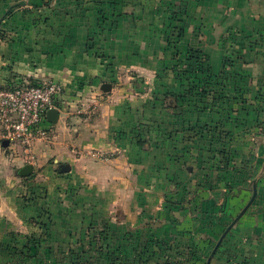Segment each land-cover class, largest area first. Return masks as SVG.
I'll return each mask as SVG.
<instances>
[{"label":"crops","instance_id":"crops-1","mask_svg":"<svg viewBox=\"0 0 264 264\" xmlns=\"http://www.w3.org/2000/svg\"><path fill=\"white\" fill-rule=\"evenodd\" d=\"M24 1L25 7L17 10L5 25H0L4 35L0 38V87L12 88L22 83L59 80L65 85H62L61 95L64 106L69 94L68 87L89 89L87 91L93 94L91 89L95 87L104 92V83L112 85V89L105 91L102 97L104 102L99 110L100 117L103 116L100 130L94 132L93 127L97 122L91 123L90 120L73 127L74 131L70 134L68 154L72 164L68 166L74 177L70 186L73 190L76 186L85 185L81 176L93 179L92 168L96 165L103 169L98 176L107 177V182L110 179L113 183L114 178H122L123 175L138 174L136 164H133V152L138 153L133 131L118 135L117 131L120 130V122L127 117L131 129L138 125L140 107L137 103L126 104L120 99L121 102L117 101L118 84L111 79L120 80L123 68L136 70L145 64L146 68L160 69L164 65L165 41L155 32L163 27L165 19L167 21L169 18V8L174 5H177L181 20L188 30L184 46L192 45L203 50L215 72L224 71V60L232 59L234 66L229 70L228 77L248 81V88L243 92L246 102L255 103L251 97L262 94L256 106L259 112H264V0H118V4L116 0L118 11L111 12L109 9L111 14L105 20L107 25L100 17V9L104 7L100 0H53L51 5L47 4L48 0ZM10 2L0 0V15L5 13ZM165 56L171 59L169 52ZM232 89L230 91L235 96L236 91ZM124 92L128 95L132 91L121 88L120 94ZM93 96H96L95 93ZM107 98L111 102L105 100ZM112 99L116 101L112 102ZM248 106L244 104L241 107L246 111ZM155 110L153 107L152 111ZM211 115L215 118L217 114ZM72 116L73 122H76L77 117L74 114ZM169 123L165 121L164 127ZM55 125H50V131ZM61 125L57 124L58 127ZM84 127L83 131H79ZM168 133L170 141L172 133ZM181 135L173 133V137L179 138ZM232 139L236 144L243 145L236 152L237 159L242 162H231L228 166L229 174L220 180L216 179L217 172L210 171L202 160L196 159L194 168L189 166L182 169L178 165L179 160L175 162L169 156H166L167 167L162 168L156 167L152 158L154 166L147 169V174L152 177L161 175L163 178L162 184H154L156 187L153 185L157 191L148 190V195L156 197L160 192L164 201L156 207L154 215L143 211L147 231L152 230L161 238L172 235L190 237L194 234L200 244V255L203 256L210 254L212 245L230 227L217 254L210 258L211 264H264V132L253 139L254 163H251V168L246 171L244 169L243 173L236 169H243L242 166L249 163L250 147L245 144H250L251 139L245 133L234 137L232 135ZM0 147L5 150L13 148L3 142ZM35 149L41 158L45 157V152ZM0 150V160L4 164L6 162L10 170H15L16 166L22 176L20 169L25 163L14 152L4 155ZM97 150L102 153L98 156L91 154ZM87 160L89 168L84 165ZM80 163L84 165L81 175L77 169ZM251 177L254 178V184L256 182V196L253 200L254 184L252 188L247 185ZM4 180L0 185V242L3 243L10 240L5 232L8 221L16 225L22 222L23 217H19L16 209H20V215L26 216V209L21 208L19 199L12 203L10 195L13 190L10 185L6 187L8 180ZM99 186V190H108L106 184ZM119 187L115 190L120 195L123 192L122 184L119 183ZM104 190L101 191L100 201L107 206L112 193ZM12 211L15 218L11 215ZM123 220L128 225L138 224L137 228L144 223L140 215L137 219L125 216ZM153 221L157 226L153 225ZM5 253L4 247L0 248V264H4Z\"/></svg>","mask_w":264,"mask_h":264},{"label":"rangeland","instance_id":"rangeland-1","mask_svg":"<svg viewBox=\"0 0 264 264\" xmlns=\"http://www.w3.org/2000/svg\"><path fill=\"white\" fill-rule=\"evenodd\" d=\"M20 1L22 0H11L5 13L0 15V25H5L17 10L25 7V5H17L8 12L9 7ZM52 2L53 0H48L47 4L51 5ZM100 3L104 6L100 9V17L107 25L110 10L118 11L115 6L116 0H100ZM169 12V18L167 21L165 19L159 32L155 33L165 41L164 54L169 52L171 59L164 55L165 63L160 69L146 68L145 64L136 70L123 68L120 80L111 79L118 84L117 101L123 100L126 104L137 103L140 107L138 125L132 126L131 129L127 117L120 122V130L117 131V135L121 132L124 134L133 131V139L134 141L136 139L138 144V153L133 152V164H136L137 175L125 174L126 176L123 175L122 178H114L113 183L110 179L107 182V177L98 176L102 174L103 169L96 165L92 168L94 175L92 180L81 176L85 185L76 186L74 190L70 188L74 179L68 166L72 164L68 154L70 134L74 131L73 127L86 124L90 120L91 123L97 122L93 127L94 132L100 130L103 116L100 117L99 110L104 102L102 97L105 96V91L103 92L99 87L91 89L93 94L87 91L89 89L68 87V98L62 118L58 122L62 125L58 127L57 123L50 131L49 137L35 145L38 149L42 144L38 150L45 152L44 158L36 153L35 147L33 153L36 158L30 162L24 159V152L20 146L14 145L12 149L7 150L0 147L2 154L14 152L22 163L32 164L35 169L32 177L26 178L19 175L16 166L15 170H10L6 162L4 164L0 160V185L4 183V179H7L6 187L10 185L13 190L10 195L12 203L19 199L21 208L26 209V218L20 215L19 208L16 209L19 217H23L19 225L8 221L5 227L10 240L0 242V248L4 247L6 252L3 255L4 264H134L132 260L128 262L125 257L117 259V256L122 254L120 253L122 249L117 250V246L125 250L127 247H137L140 250L151 234L147 231L146 215H143V211H149V214L154 215L157 212L156 207L164 201L160 192L156 197L152 194L148 195L149 191H157L154 184H162L163 178L161 175L152 177L147 174V169L154 166L152 158L155 160V166L162 168L167 167L166 156H169L175 162L179 160L178 165L182 169L189 166L194 168L196 159L202 160L210 171L217 172L216 179L220 180L229 174L228 166L231 162L236 164L242 162L237 159L236 152L242 149L243 145L236 144L232 135L234 137L245 133L251 139L250 144H245L250 147L251 158L247 162L254 163L253 139L264 132V112H259L256 106L262 99V94L250 96L251 101H255L256 104L246 102L243 92L248 88V81L228 77L234 65H229L228 69L220 73L214 70L203 73L201 63L206 68L205 62L209 60L206 53L202 50L207 60L201 58L198 61L190 55V49L200 48L192 45L184 46L188 30L179 15L177 5L169 8ZM56 81L65 86L62 81ZM120 87L132 92L128 95L126 92L120 94ZM232 88L236 91L235 96L230 91ZM105 100L111 102L109 98ZM244 104L250 105L246 111L242 108ZM152 105L157 111H152ZM253 106L255 108H252ZM211 113H216L215 118L218 120H215ZM73 114L77 117L76 122L72 120ZM165 121L170 122L167 127L163 125ZM238 123L240 125H235ZM102 126L104 127V124ZM84 129L85 127L79 131ZM168 131L172 133L170 141H168ZM174 132L182 135L179 138L173 137ZM94 152L92 151L91 154L98 156L102 153L101 150ZM1 156L0 153V158ZM96 159L97 157L94 160ZM84 163L87 168L90 167L88 160ZM84 165L77 164L80 175ZM248 180L247 185L252 188L254 178ZM119 183L123 186L120 195L115 190V188L120 189ZM151 183L152 185H148ZM99 184H106L108 190H99L101 189ZM103 190L112 193L107 206L100 201ZM154 201L156 203L152 204ZM146 207L148 208L145 210ZM11 215L15 218L13 211ZM139 215L144 221L140 228H137L138 224L128 225L129 223L122 222L125 216L137 219ZM153 225H156L154 221ZM132 231L134 235L139 236L138 239H128ZM193 235L194 248L195 244L197 246L200 244ZM212 246L214 247V244ZM177 264L185 263L177 261Z\"/></svg>","mask_w":264,"mask_h":264},{"label":"built area","instance_id":"built-area-1","mask_svg":"<svg viewBox=\"0 0 264 264\" xmlns=\"http://www.w3.org/2000/svg\"><path fill=\"white\" fill-rule=\"evenodd\" d=\"M63 86L57 81L39 85L18 84L14 88L0 87V141L20 146L25 160L34 161L35 145L49 137L47 118L50 109H63Z\"/></svg>","mask_w":264,"mask_h":264},{"label":"trees","instance_id":"trees-1","mask_svg":"<svg viewBox=\"0 0 264 264\" xmlns=\"http://www.w3.org/2000/svg\"><path fill=\"white\" fill-rule=\"evenodd\" d=\"M180 30L183 31V29H180ZM3 36L4 35L0 30V38H3ZM190 55H192V57L197 58L198 61L201 58L206 59V55L200 49H196V48L190 49ZM205 64H206L205 65L206 68L204 67L203 63H201L203 73L212 71V66L209 60L205 62ZM232 64H233L232 59L226 58L224 60V65H223L224 70L228 69L229 65H232ZM39 84L41 83L35 82L31 85H39ZM1 88H8V87H1ZM244 166L245 167L242 166L243 169H236V170L239 171L240 173H243L242 171L244 169L246 171V169H249L252 167L251 163H246ZM29 177H32V174L31 176L29 175ZM149 232L151 234L148 235L145 246L144 247L142 246L140 250L137 247L136 248L127 247V249L125 250V248H122V247L120 248L119 246H117V250L122 249L120 250V253L122 254L117 256L118 257L117 259H122L125 257L128 262L129 260H132L134 264H177V261H181L185 264H211L212 258L210 259V257L212 255L214 248L216 247L218 243V241L214 243L213 250L210 252L211 255L206 254V255L201 256L199 252L200 249H198V246L196 244L194 248L192 246V242H193L192 235H190V237H185L183 235L181 236L172 235L169 237L161 238V237L156 236L155 232H152V230H149ZM131 233L132 234L128 235V239L130 238V239L136 240L139 238L138 235H134L135 234L134 231H132ZM219 248H217V250L215 251L214 256L217 254ZM117 250L113 249V251L115 252H117ZM116 261L117 260H115L114 262L116 263Z\"/></svg>","mask_w":264,"mask_h":264},{"label":"water","instance_id":"water-1","mask_svg":"<svg viewBox=\"0 0 264 264\" xmlns=\"http://www.w3.org/2000/svg\"><path fill=\"white\" fill-rule=\"evenodd\" d=\"M26 4V1H20L18 3H15L14 5H12L11 7H9L8 9V12H10L15 6L17 5H25ZM102 89L104 91H110L112 89V85L111 83H104V85L102 86ZM47 118L48 120L52 123V124H57L58 121H59V118H60V111L59 109L57 108H53V109H50L48 112H47ZM3 144L4 145H9V141L5 140L3 141ZM34 172V166L32 164H27L25 166H23L21 169H20V174L23 175V176H29L31 175L32 173ZM256 196V182L254 184V195H253V198L252 200L255 198ZM230 227L227 229L226 233L229 231ZM225 233V234H226ZM225 236V235H224ZM223 237H221V239L218 241L213 253H212V256L213 254L215 253V251L217 250V248L220 246L222 240H223ZM211 256V257H212ZM210 257V258H211Z\"/></svg>","mask_w":264,"mask_h":264}]
</instances>
